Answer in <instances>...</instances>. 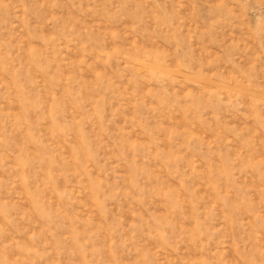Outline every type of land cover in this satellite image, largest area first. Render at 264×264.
<instances>
[{"label":"rangeland","instance_id":"obj_1","mask_svg":"<svg viewBox=\"0 0 264 264\" xmlns=\"http://www.w3.org/2000/svg\"><path fill=\"white\" fill-rule=\"evenodd\" d=\"M0 264H264V0H0Z\"/></svg>","mask_w":264,"mask_h":264}]
</instances>
